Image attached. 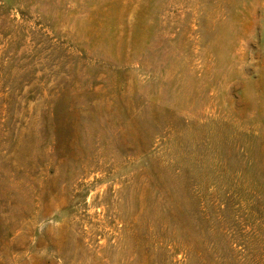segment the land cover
Instances as JSON below:
<instances>
[{
  "label": "rangeland",
  "instance_id": "obj_1",
  "mask_svg": "<svg viewBox=\"0 0 264 264\" xmlns=\"http://www.w3.org/2000/svg\"><path fill=\"white\" fill-rule=\"evenodd\" d=\"M0 264H264V0H0Z\"/></svg>",
  "mask_w": 264,
  "mask_h": 264
}]
</instances>
